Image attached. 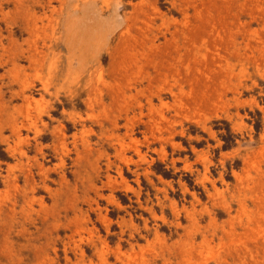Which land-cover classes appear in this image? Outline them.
<instances>
[{"label": "rangeland", "instance_id": "1", "mask_svg": "<svg viewBox=\"0 0 264 264\" xmlns=\"http://www.w3.org/2000/svg\"><path fill=\"white\" fill-rule=\"evenodd\" d=\"M0 264H264V0H0Z\"/></svg>", "mask_w": 264, "mask_h": 264}, {"label": "bare ground", "instance_id": "2", "mask_svg": "<svg viewBox=\"0 0 264 264\" xmlns=\"http://www.w3.org/2000/svg\"><path fill=\"white\" fill-rule=\"evenodd\" d=\"M31 113V112H30ZM11 147V146H10ZM137 151V150H136ZM108 161V160H107ZM109 164V163H108ZM120 171V170H119ZM106 174V173H105ZM108 174V173H107ZM121 177V176H120ZM183 189V188H182ZM150 197V196H149Z\"/></svg>", "mask_w": 264, "mask_h": 264}]
</instances>
